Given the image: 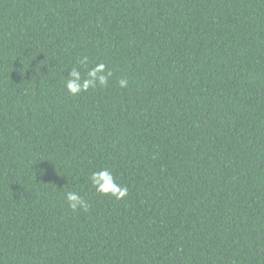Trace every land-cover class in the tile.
<instances>
[{
	"label": "trees",
	"instance_id": "1",
	"mask_svg": "<svg viewBox=\"0 0 264 264\" xmlns=\"http://www.w3.org/2000/svg\"><path fill=\"white\" fill-rule=\"evenodd\" d=\"M0 264H264V0H0Z\"/></svg>",
	"mask_w": 264,
	"mask_h": 264
},
{
	"label": "clouds",
	"instance_id": "2",
	"mask_svg": "<svg viewBox=\"0 0 264 264\" xmlns=\"http://www.w3.org/2000/svg\"><path fill=\"white\" fill-rule=\"evenodd\" d=\"M79 67L73 66L69 72V76L65 77L64 86L67 91L76 96L81 92H87L89 89L108 86L109 79L113 76L112 70L104 63H97L94 67H89V57L83 56L79 60ZM81 68L84 69L82 73ZM121 88L128 86L127 78L118 80ZM45 169H40V174H45ZM90 182L96 192L102 195H110L117 200L124 198L128 194L127 186L117 182L116 177L108 168H101L90 174ZM68 206L73 211L84 210L89 208L88 201L79 193L69 191L66 193Z\"/></svg>",
	"mask_w": 264,
	"mask_h": 264
}]
</instances>
